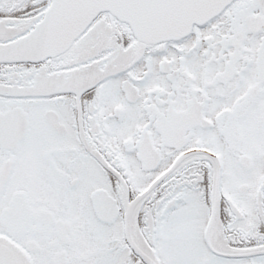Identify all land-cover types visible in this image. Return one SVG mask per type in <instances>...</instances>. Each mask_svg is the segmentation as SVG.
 Segmentation results:
<instances>
[{"label":"snow or ice","instance_id":"obj_1","mask_svg":"<svg viewBox=\"0 0 264 264\" xmlns=\"http://www.w3.org/2000/svg\"><path fill=\"white\" fill-rule=\"evenodd\" d=\"M0 264H264V0H0Z\"/></svg>","mask_w":264,"mask_h":264}]
</instances>
